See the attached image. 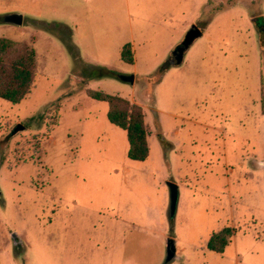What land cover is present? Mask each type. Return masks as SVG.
Listing matches in <instances>:
<instances>
[{"label":"rangeland","instance_id":"374dc122","mask_svg":"<svg viewBox=\"0 0 264 264\" xmlns=\"http://www.w3.org/2000/svg\"><path fill=\"white\" fill-rule=\"evenodd\" d=\"M3 2L0 38L34 45L39 68L21 103L0 98V264H239L208 251L226 227L240 264H264V0ZM11 11L22 26L2 22ZM194 24L204 35L152 95L144 76ZM86 88L140 102L145 161Z\"/></svg>","mask_w":264,"mask_h":264},{"label":"trees","instance_id":"16d2710c","mask_svg":"<svg viewBox=\"0 0 264 264\" xmlns=\"http://www.w3.org/2000/svg\"><path fill=\"white\" fill-rule=\"evenodd\" d=\"M235 3L230 2L227 8ZM225 9V8H222ZM264 32V30H262ZM261 33V46L264 50V34ZM122 60L128 64L134 63L131 44L124 46ZM171 65L167 61L153 76H144L150 85L151 92L156 84L162 82L165 73ZM38 68L35 48L24 42L9 38H0V98L11 103H21L31 92ZM110 75L115 74L109 71ZM104 75V74H103ZM117 75V74H115ZM88 95L98 101L109 104V121L127 131L129 142L128 157L134 161H145L150 155L149 129L143 108L128 99L96 90H87ZM233 230L230 227L214 233L208 241V248L219 253L225 252L231 243Z\"/></svg>","mask_w":264,"mask_h":264},{"label":"water","instance_id":"95a60500","mask_svg":"<svg viewBox=\"0 0 264 264\" xmlns=\"http://www.w3.org/2000/svg\"><path fill=\"white\" fill-rule=\"evenodd\" d=\"M24 15L19 12H11L3 16L2 22L7 24H12L16 26H22L24 24ZM203 36V30L197 25H193L192 28L188 31L185 39L173 50V56L170 58L169 63L171 66L180 65L185 59V54L193 46L195 41ZM121 79L124 82L134 84L136 81L135 74H122ZM25 129L23 124H18V126L13 130V134H16L19 131ZM170 202H171V217H175L178 203H179V186L170 182ZM177 256V247L174 240H170L167 244V263L173 262Z\"/></svg>","mask_w":264,"mask_h":264},{"label":"crops","instance_id":"0c3cea01","mask_svg":"<svg viewBox=\"0 0 264 264\" xmlns=\"http://www.w3.org/2000/svg\"><path fill=\"white\" fill-rule=\"evenodd\" d=\"M2 1H4L3 2V5H13V4H16L17 6H20V7H23V8H25V9H29V8H32V7H30L31 6V4H34V5H38L39 4V0H0V2H2ZM3 5H1L3 8H4V6ZM16 5H14V6H16ZM12 12V11H11ZM264 17V16H263ZM1 18H3V16L1 15ZM65 27V26H64ZM203 35H204V33H203ZM1 38H5V37H1ZM10 39V38H9ZM12 40V39H11ZM15 41V40H14ZM17 42H23V41H17ZM24 43H27V42H24ZM27 44H29V43H27ZM32 44V43H31ZM34 44V43H33ZM33 48H35V46L33 45ZM35 50H36V48H35ZM263 50V49H262ZM132 51H133V48H132ZM188 52V51H187ZM36 53H37V51H36ZM133 55H134V63L133 64H131V65H133L134 66V69H136V65H137V58H136V54H134V52H133ZM186 55H187V53L185 54V59H186ZM37 59H38V54H37ZM185 59H184V61H183V63H182V65L185 63ZM130 65V64H129ZM181 65V64H180ZM171 67H178V65H176V66H171ZM170 67V68H171ZM38 68H39V60H38ZM38 68H37V73H36V78H37V74H38ZM169 72V70L165 73V75L167 74ZM135 74H137V72H135ZM165 75H164V77H163V80H164V78H165ZM36 78H35V80H36ZM162 80V81H163ZM88 83V82H87ZM160 84V83H159ZM34 85H35V82H34ZM34 85H33V87H32V89L34 88ZM31 89V90H32ZM89 89H91V88H86V92H87V90H89ZM153 89V91L151 92V88H150V93L152 94V95H154V90H155V88L153 87L152 88ZM91 90H93V89H91ZM96 91H99V90H96ZM100 92H103V91H100ZM31 93V92H30ZM29 93V94H30ZM104 93H106V92H104ZM109 94V93H108ZM87 95H88V93H87ZM112 95H119V94H112ZM28 96V95H27ZM89 96V95H88ZM119 96H121V95H119ZM90 97V96H89ZM123 97V96H122ZM91 98V97H90ZM125 98V97H124ZM93 99V98H92ZM127 99V98H126ZM95 100V99H94ZM129 100V99H128ZM96 101H98V100H96ZM129 101H131L132 103H135V104H138V105H140L141 106V104H140V102H138L137 101V99L135 98V99H133V100H129ZM103 102V101H102ZM107 103V102H106ZM108 104V103H107ZM109 105V104H108ZM141 107H143V106H141ZM108 110H109V108H108ZM143 110H144V113H145V118H146V123H147V126H148V129H149V137H148V141H150V137H151V135H152V131L150 130V128H151V124L149 123V119H148V114H147V112H146V110L144 109V107H143ZM264 113V112H263ZM107 116H108V113H107ZM126 133H127V131H126ZM166 141V140H165ZM128 144H129V142H128ZM128 149H129V147H128ZM231 170H233L232 168H230ZM231 247H233L232 249H233V252H234V258H235V260L240 264L241 262H242V259H241V256H240V253H238V249H237V247H236V243L234 244H232V245H229L227 248H226V250H225V252H223V253H219V252H216V251H212V250H210L209 248H208V251H209V253H213V254H217V255H221V256H225V257H228V254L230 253V252H228L230 249H231Z\"/></svg>","mask_w":264,"mask_h":264}]
</instances>
